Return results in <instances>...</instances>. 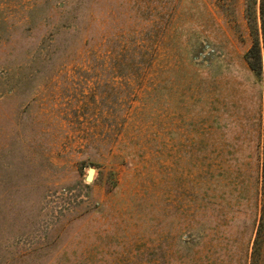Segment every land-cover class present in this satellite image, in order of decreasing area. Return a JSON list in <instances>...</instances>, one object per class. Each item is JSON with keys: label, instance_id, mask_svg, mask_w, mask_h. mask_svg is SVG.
Wrapping results in <instances>:
<instances>
[{"label": "rangeland", "instance_id": "obj_1", "mask_svg": "<svg viewBox=\"0 0 264 264\" xmlns=\"http://www.w3.org/2000/svg\"><path fill=\"white\" fill-rule=\"evenodd\" d=\"M259 5L0 0V264H264Z\"/></svg>", "mask_w": 264, "mask_h": 264}, {"label": "trees", "instance_id": "obj_2", "mask_svg": "<svg viewBox=\"0 0 264 264\" xmlns=\"http://www.w3.org/2000/svg\"><path fill=\"white\" fill-rule=\"evenodd\" d=\"M259 11H260V18H261V26H262V34H263V47H264V0H260V5H259ZM257 48V46H256ZM259 47L257 48V54H256V59H257V63H259L261 61V55H260V51H259ZM249 53H246V59L248 60V63L251 67V69L256 72L257 74H260V70H258L257 66L250 60V57L248 55ZM261 64H259L260 66Z\"/></svg>", "mask_w": 264, "mask_h": 264}, {"label": "water", "instance_id": "obj_3", "mask_svg": "<svg viewBox=\"0 0 264 264\" xmlns=\"http://www.w3.org/2000/svg\"><path fill=\"white\" fill-rule=\"evenodd\" d=\"M93 172H94L93 168H89L88 169V172H87V175H86V181H91L92 180Z\"/></svg>", "mask_w": 264, "mask_h": 264}]
</instances>
